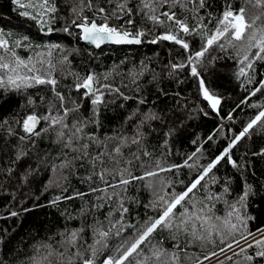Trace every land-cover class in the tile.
Wrapping results in <instances>:
<instances>
[{
  "label": "snow or ice",
  "instance_id": "1",
  "mask_svg": "<svg viewBox=\"0 0 264 264\" xmlns=\"http://www.w3.org/2000/svg\"><path fill=\"white\" fill-rule=\"evenodd\" d=\"M130 2L131 0H108V3H114L115 7L111 12L99 7L93 14L102 20L101 23H97L96 18L89 19L84 15L85 8L92 9L93 0H79L78 5L71 8L70 23L66 21L65 26L57 29L54 24L61 17L57 15L56 0L26 2L12 0L18 14L35 22L44 35L61 31L73 35L74 30H79L78 39L96 48L106 43L141 44L147 32L142 28L133 32L129 27L133 25V17L137 14L142 15L153 26L164 27L166 31L148 42L152 44L160 41L172 42L188 53L185 62L170 65L172 72L169 75L185 68L190 69V76L198 82V92L217 115L220 114L222 97L206 84L203 75L207 71L204 58L212 50L227 53L232 49L237 64L236 78H244L247 84L257 83L240 104H247L250 97L264 90V79L256 82L254 75L257 62H264V0H242L238 9L229 2L218 17L209 14L207 23L206 18L199 14L200 9L207 6V0H138L134 6H130ZM189 4L192 8L188 7ZM177 8L182 13H191L196 23L189 25L188 16H178L175 10ZM125 17L128 19L125 20ZM110 19L122 23H119V26L110 25ZM213 21L214 26L209 28ZM185 37L193 39L189 41ZM196 37H199L198 41ZM196 44L199 45L198 48L195 47ZM24 47L32 48L34 55L27 58L20 56L16 49ZM75 51L78 49L68 50L59 43L32 45L27 36L13 41L10 33L6 34L0 30V90L27 94L29 89L45 86L52 93V97L46 102L44 112L37 111L40 105H45L44 96H38V105L37 96L26 95L25 105L22 107L26 106L31 110L15 119V124L23 135L17 134L6 119L0 122V128L8 125L7 135L17 136L21 142L12 163L28 155L22 146L25 142H30L35 147L37 140L49 133L54 134L55 139L52 143L60 146L55 159H60V163L50 165L54 178L47 186L60 187L64 194L50 200L47 206L58 208L62 201L77 199L83 201L77 216H73L67 209L60 213L66 221L76 219L80 221L78 227H69L65 224L64 229L58 233L59 239L56 243L63 251H58L48 242L33 245L35 254L28 258L30 264H183L184 261L189 264H204V261H211L213 257L217 258L216 264H226V261H232L233 257L239 256H242V260L236 261V264H257V261H264V226L255 231L249 229V222L256 219L248 213L249 201L251 197L259 194L258 191L245 181L242 191L229 200L226 198L232 195L229 181L226 180L221 185L220 191L213 188L220 184L214 170L222 161L226 160L237 170L242 167L233 159L232 149L243 138L249 136L255 127L264 128V106L250 105L260 110L231 138L219 155L206 165L199 162V154H202L201 145L182 164L164 166L160 160H156L154 167L148 166L141 160L139 154L145 138L143 127L161 117L153 108L141 111L139 106L146 104L147 101L140 98L137 100V107L125 118V125L115 134L106 135L101 139L95 132H86L85 129L90 125L100 127L98 117L100 106L106 103V94H114L125 101L133 97L125 95L119 87L107 82L113 73H117L119 65L102 77L94 72H89L85 76L71 72L68 67L71 63L69 56ZM57 52L61 54L58 60L54 55ZM215 59L216 57H213L209 63ZM58 66L61 74L73 76V87L76 92L83 89V96L91 98L90 103L93 107L90 118L78 116L69 123V116L79 113L80 105L72 101V107L66 106L71 96L69 94L66 97L57 90ZM143 74L144 69L129 73L133 83ZM155 79L154 75L153 80ZM136 90L139 91V85ZM245 90L247 91V88ZM204 114L208 115L207 112ZM227 118L231 120V114ZM129 122L134 124L131 136L126 135L123 130ZM212 139L213 135L207 137V140ZM132 145H136V151H131ZM125 149H129L127 157ZM254 155H264V150ZM143 156L150 157L151 153L143 151ZM134 161H140V167L145 169L142 174H134ZM122 163L127 166L122 167ZM78 168L86 170L81 182L88 184V191L66 194L68 190L64 187V181L67 180V176L64 173L75 174ZM182 168L196 172L195 178L189 183L160 175L174 173L178 176ZM12 172L11 167L0 168V174L11 175ZM29 175L30 168L23 174L25 181ZM96 181H99L98 185ZM135 181H145L144 187L149 189L153 196L144 207L150 208L154 214L145 213L146 218L138 222V225L131 224L125 219L129 214L128 203L139 204L138 200L126 195L128 186ZM178 186H182L180 190H177ZM97 193L99 195H95ZM87 196H94V201L85 200ZM217 204L225 206L223 215L217 214L219 212ZM105 207L108 208V212L101 220L96 216V212ZM18 215L20 213L16 211L10 213L12 217ZM165 232L168 234L167 239L172 242L170 249L164 247L163 239H157V236ZM113 239L117 241L115 244L110 243ZM209 244L218 247V251H212L202 259L189 256L187 253L190 246L205 248ZM234 246L238 247L239 251H236ZM249 249H254V252L249 254ZM229 251L231 255H228ZM221 254L224 259H219ZM0 264L7 262L0 259Z\"/></svg>",
  "mask_w": 264,
  "mask_h": 264
},
{
  "label": "trees",
  "instance_id": "2",
  "mask_svg": "<svg viewBox=\"0 0 264 264\" xmlns=\"http://www.w3.org/2000/svg\"><path fill=\"white\" fill-rule=\"evenodd\" d=\"M137 2L138 0H131L130 6H134ZM229 2L237 9L242 4V0H207V6L200 9L199 14L206 18L205 23H207L209 14L218 17ZM78 3L79 0H56L57 15L61 19L54 24L55 28H62L66 21L70 23L71 8ZM99 7H104L111 12L115 4L108 3V0H93L92 9L85 8L84 15L89 19L96 18L97 23H101L102 20L98 15L95 17L93 15ZM188 7L192 8V5L189 4ZM15 9L16 6L12 0H0V30L6 34L10 33L13 41L27 36L32 45L59 43L68 50L78 49L69 56L71 63L68 67L71 72L81 76L94 72L102 77L103 74L112 71L119 65L117 69L119 74L113 73L112 78L107 82L114 87H119L125 95L133 97V99L125 101L114 94H106V103L100 106L98 117L100 127L90 125L85 131L95 132L101 139L106 135L115 134L125 125V118L137 107V100L144 98L147 103L140 105V110L147 111L148 108H153L161 117L148 122L143 127L145 138L142 141L143 147L139 154L141 160L148 166L154 167L156 160H160L164 166L182 164L201 145L202 154H199V162L206 165L219 155L231 138L238 134L260 110L250 105L264 106V90L257 93L256 96L250 97L247 104H240V101L249 95L257 83L247 84L244 78H236L237 64L232 49H229L227 53L212 50L204 58L207 67V71L203 73L206 84L222 97L220 114L217 115L212 112L198 92V82L190 76V69L185 68L169 75L172 72L170 65L185 62L188 53L172 42L149 43L148 41L166 29L161 26H153L142 15H135L133 25L129 26L133 31L142 28L147 32L140 46H107L96 50L78 39L79 30H74L73 35L62 31L44 35L35 22L21 17ZM175 10L178 16H188L189 25L196 23L192 19L191 13H182L179 8ZM126 19L128 17H125ZM116 23L119 25L122 21H116ZM214 23L215 21L209 25V28L213 27ZM185 39L191 41L193 38L185 37ZM196 40L198 41L199 37H196ZM195 47L198 48L199 45L196 44ZM16 51L24 58L34 55L33 49L28 47L19 48ZM54 55L57 60L61 56L58 52ZM213 57L216 59L210 64L209 61ZM255 68L254 75L258 82L264 79V62H257ZM141 69H144V74L133 83L129 73L138 72ZM154 75L155 80H153ZM56 76L58 79L57 90L64 93L66 97L69 94L71 96V100L66 106L72 107V101L80 105L79 113L69 116V123L78 116L90 118L93 107L90 103L91 98L83 96V89L80 92L75 91L73 76L61 74L60 66H58ZM101 82L104 81L101 80ZM137 85H139V91L136 90ZM26 95L37 96L38 105V96L45 97V105H40L37 108L38 112L45 111L46 102L52 97V93L45 86L29 89L27 94L0 90V122L6 119L19 135H23V133L15 124V119L31 110L26 106L22 107L25 105ZM205 112L208 115H205ZM229 114L232 116L231 120L227 118ZM7 127L8 125H4L0 128V168L11 167L13 172L11 175L0 174V241H2L0 243V259L6 261L7 264H30L28 258L35 254L33 245L48 242L58 251H63L56 243L59 239L58 233L64 229L65 224L69 227H78L80 221L78 219L66 221L60 213L67 209L73 216H77L83 201L79 199L62 201L58 208L47 206L50 200L64 194L60 187L47 186L49 181L54 178L50 165L60 163V159H55L60 151V146L52 143L55 139L54 134L49 133L44 138L37 140L35 147L30 142H25L22 146L28 155L22 160L12 163L21 142L17 136L6 134ZM123 130L126 135L131 136L134 131L133 122H129ZM209 135H213L212 140H207ZM262 150H264V128L257 126L249 136L243 138L232 149L233 159L242 167L239 170L232 168L225 160L214 170L220 184L213 188L215 191H220L221 185L226 180L229 181L232 189V195L226 197L229 200L242 191L245 181L252 184L254 190L258 191L259 194L251 197L249 201L248 213L256 217L254 221L249 222V229L252 231L264 226V155H254L261 153ZM124 151L127 157L129 149ZM131 151H136V145L131 146ZM143 151L151 153V156H143ZM121 166L127 165L122 163ZM29 168L31 175L25 181L23 174ZM144 170L140 167V161H134L135 175L142 174ZM64 175L67 176V180L64 181V187L68 190L66 194H72L75 191H88V184L81 182V177L86 175L85 168H78L75 174L69 175L65 172ZM160 175L189 183L195 178L196 172L182 168L179 170L178 176L174 173H161ZM96 184L98 185L99 181H96ZM144 184L145 181H135L128 186L126 195L139 201V204L128 203L127 205L129 214L125 219L131 224L138 225V222H142L146 218L145 213L154 214L150 208L144 207L153 198L152 192L145 188ZM180 187L182 186H178L177 190H180ZM84 199L91 202L94 201V196H87ZM224 207L223 204H217L216 208L219 209L217 214L223 215ZM24 209H31V211L26 212ZM12 211H16L20 215L12 217L10 216ZM107 212L108 208L105 207L97 211L96 216L103 220ZM167 236L168 234L165 232L161 236H157V239H163L164 247L170 249L172 242L167 239ZM50 237L53 239H49ZM116 242V239H113L110 243L115 244ZM222 246L220 245V247ZM212 251H218V247L209 244L205 248L190 246L187 249L189 256L201 259ZM248 252L252 254L254 249H249ZM240 260H242V256L233 257V260L226 261V264H236V261ZM183 264H189V262L184 261ZM257 264H264V261H257Z\"/></svg>",
  "mask_w": 264,
  "mask_h": 264
},
{
  "label": "water",
  "instance_id": "3",
  "mask_svg": "<svg viewBox=\"0 0 264 264\" xmlns=\"http://www.w3.org/2000/svg\"><path fill=\"white\" fill-rule=\"evenodd\" d=\"M82 42L85 43V44H88L87 42H85V41H83V40H82ZM89 45H91V44H89ZM140 45H141V44H139V45H115V44L106 43V44L101 45L100 48H96L94 45H91V46H92L93 48H95L96 50H100V49L105 48V47H107V46H140Z\"/></svg>",
  "mask_w": 264,
  "mask_h": 264
},
{
  "label": "built area",
  "instance_id": "4",
  "mask_svg": "<svg viewBox=\"0 0 264 264\" xmlns=\"http://www.w3.org/2000/svg\"><path fill=\"white\" fill-rule=\"evenodd\" d=\"M249 239H251V238H249ZM241 243L243 244L244 242L242 241ZM234 248H235L236 251H239V248H238V247L234 246ZM231 254H232L231 251H229V252H228V255H231ZM222 258H224L223 254L220 255L219 259H222ZM216 261H217V260H213V261H204V264H206L207 262H208V264H212V263H214V262H216Z\"/></svg>",
  "mask_w": 264,
  "mask_h": 264
},
{
  "label": "rangeland",
  "instance_id": "5",
  "mask_svg": "<svg viewBox=\"0 0 264 264\" xmlns=\"http://www.w3.org/2000/svg\"><path fill=\"white\" fill-rule=\"evenodd\" d=\"M109 24L111 25V24H116L117 26H119L117 23H116V21H114V20H109ZM139 29H141V28H139ZM133 31V30H132ZM134 32V31H133ZM242 242V241H241ZM223 259V258H222ZM213 260H215V259H213ZM213 260H211V261H213ZM215 263V262H214ZM208 264V263H207ZM213 264V263H212Z\"/></svg>",
  "mask_w": 264,
  "mask_h": 264
},
{
  "label": "bare ground",
  "instance_id": "6",
  "mask_svg": "<svg viewBox=\"0 0 264 264\" xmlns=\"http://www.w3.org/2000/svg\"><path fill=\"white\" fill-rule=\"evenodd\" d=\"M213 259L217 260V258H215V257H213L212 260H213ZM207 263H208V262H207ZM207 263H206V264H207Z\"/></svg>",
  "mask_w": 264,
  "mask_h": 264
}]
</instances>
